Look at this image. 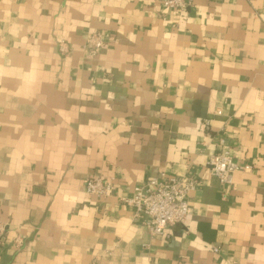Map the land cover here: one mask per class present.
I'll use <instances>...</instances> for the list:
<instances>
[{"label":"crops","instance_id":"crops-1","mask_svg":"<svg viewBox=\"0 0 264 264\" xmlns=\"http://www.w3.org/2000/svg\"><path fill=\"white\" fill-rule=\"evenodd\" d=\"M263 18L264 0H0V264H264ZM222 151L248 167L230 188ZM186 175L185 223L151 237L125 199Z\"/></svg>","mask_w":264,"mask_h":264},{"label":"built area","instance_id":"built-area-1","mask_svg":"<svg viewBox=\"0 0 264 264\" xmlns=\"http://www.w3.org/2000/svg\"><path fill=\"white\" fill-rule=\"evenodd\" d=\"M195 0H162L164 9L181 13ZM264 21V18H263ZM89 55L96 56L104 47V38L100 33L88 36L83 45ZM59 52L68 55L70 52L66 43H61ZM220 114V113H218ZM208 126L206 121L203 127ZM209 173L216 178L222 187L234 186L236 171L246 170L234 161L229 151H222L212 155L207 162ZM197 187V180L193 175L182 177H151L144 184L133 189L131 197L125 199L126 204L132 206L138 214L145 215L151 237L163 235L169 227L182 225L190 214V199ZM115 186L104 182L100 176H94L86 182L85 191L88 195L107 197ZM6 225L0 222V242L4 238ZM20 240L16 241L17 245ZM216 250V249H215Z\"/></svg>","mask_w":264,"mask_h":264}]
</instances>
